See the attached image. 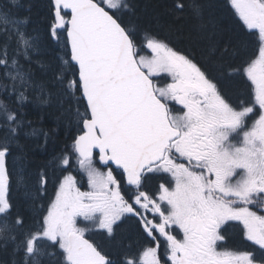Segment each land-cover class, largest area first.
I'll list each match as a JSON object with an SVG mask.
<instances>
[{"label": "snow or ice", "instance_id": "obj_1", "mask_svg": "<svg viewBox=\"0 0 264 264\" xmlns=\"http://www.w3.org/2000/svg\"><path fill=\"white\" fill-rule=\"evenodd\" d=\"M231 3L260 40L258 55L243 68L252 85L248 106L244 101L234 105L196 63L151 34L144 36L151 56L137 58L134 30L115 15L129 9L127 0H55L52 34L67 28L71 60L79 67V81H70L69 87L79 88L87 101V112L82 116L77 111L84 132L74 148L92 190L83 192L72 175L64 177L43 224L26 232L17 245L25 251V264H42L43 256L56 254L38 246L43 240L52 248L59 245L64 264H113L84 238L87 229L77 227V217L111 234L116 221L128 214L140 218L149 236L157 231L166 238L172 264H264V215L249 207L264 199V0ZM61 6L71 10L70 20L61 15ZM0 20L15 27V52L9 53L7 43L0 49V67L6 69L4 75L13 81L15 91L17 82L20 88L28 84L17 56L21 47L27 55L34 42L21 30L24 22L10 20L8 11L0 12ZM160 73H167L172 82L154 85L152 77ZM18 99H25L22 91ZM168 101L182 105V113L173 115ZM257 106L259 115L249 127L247 120L256 115ZM0 121L6 127L0 143V216L4 217L0 234L7 235L13 227L7 220L11 204L5 162L20 119L3 105ZM94 148L105 166L112 163L122 169L127 185L135 188L129 198L122 194V181L111 168L104 173L95 167ZM181 159L187 163H178ZM62 163L68 165L70 157ZM161 171L171 174L175 185L170 189L161 184L154 199L141 188L148 174ZM238 203L245 206L237 207ZM149 212L160 222L148 219ZM230 220L242 224L245 238L258 246L259 259L256 251L217 250L218 241L224 239L221 225ZM15 224L23 226V221L17 218ZM171 225L183 231V240L169 233ZM156 252V248L144 252L145 264H160Z\"/></svg>", "mask_w": 264, "mask_h": 264}, {"label": "trees", "instance_id": "obj_2", "mask_svg": "<svg viewBox=\"0 0 264 264\" xmlns=\"http://www.w3.org/2000/svg\"><path fill=\"white\" fill-rule=\"evenodd\" d=\"M127 2L129 9L115 14L127 28L134 30V38L140 45L146 43L145 34H151L195 60L221 85L227 96L236 98L248 93L243 76L236 70L253 52V36L246 33L224 0ZM181 3L183 8L177 9L176 5ZM8 5L13 6L9 9ZM3 11H8L10 20L24 22L20 25L21 30L34 42L27 55L21 47L17 56L20 70L27 75L25 88H20L17 82L14 91L13 81L5 77L6 69L0 67V106L6 105L14 110L20 119V125L9 143L8 167L10 171L17 170L11 175V182H21V185L22 182L30 183L33 186L31 193L37 199L36 182H42L43 178L46 187H49V182H57L59 176L73 171V160L66 168L61 165L58 168L53 163L66 153L70 157L74 154V140L81 132L83 119L77 116V111L83 116L85 106L79 88L69 87L70 81H77L75 68L69 62L64 33L57 32L55 37L52 34L53 8L50 0H0V12ZM5 43L9 53H14L17 47L15 27L11 23L5 26L0 20V49ZM21 91L25 99L19 103ZM5 133L6 127L0 121V143L4 141ZM74 174L79 177L77 172ZM25 192L20 189L10 198V217H20L22 228L34 227L41 215V200L28 197L30 200L26 202L22 198ZM131 223L120 227L114 246L107 247L117 256V264H121L123 253L129 252L130 247L143 238L137 225ZM127 231L133 232L132 239L122 237ZM90 238L98 243L95 238ZM116 241H120L121 245H117ZM13 248L10 241L8 245L0 243V264L20 263V252L15 253Z\"/></svg>", "mask_w": 264, "mask_h": 264}, {"label": "flooded vegetation", "instance_id": "obj_3", "mask_svg": "<svg viewBox=\"0 0 264 264\" xmlns=\"http://www.w3.org/2000/svg\"><path fill=\"white\" fill-rule=\"evenodd\" d=\"M180 161L181 163H185V164L187 163V161L184 159H181ZM112 170L115 172V176L122 181V194H124L126 198H129L132 194L135 193V188L127 185V182H125L124 178L120 175L121 173L119 171H116L114 169ZM168 178H169L168 173H164L162 171L148 174L146 178L144 179L143 187L141 188V191H146L154 199H158L161 184H165V186L169 187L170 189L174 187L175 185V182H168ZM261 201L262 202L257 203L256 206L249 205V207L251 208L252 211L258 210L257 212L258 214L264 215V199H262ZM236 206L244 207L245 205H243L242 203H238ZM167 207L168 206L165 203L164 208L167 209ZM141 214L142 215L144 214L143 211H141ZM147 216H148V219L153 220L154 223H158L157 221H155V218L159 219L158 216L154 217L151 212L147 213ZM130 219H132V222H134V224L137 225L140 233L143 236V238H140L138 243L141 242L142 239H144L145 241H148L151 245H154V244L159 245L160 242L165 245L164 240L159 239L157 231L153 232V235L156 237V240H153L147 234V232L144 230V227L139 217L131 215ZM121 223H124V225L126 224V222H123L121 220H118L116 222V224H121ZM176 228L179 229L178 226H176ZM225 236H226V239L229 241V245L231 247L230 249L234 248L232 250H235V248H238L239 245L243 244L242 234L239 230L235 229L234 225L230 224L226 227ZM134 246H136V244H134L133 247ZM160 247H162V245L158 246L157 248L160 249Z\"/></svg>", "mask_w": 264, "mask_h": 264}, {"label": "rangeland", "instance_id": "obj_4", "mask_svg": "<svg viewBox=\"0 0 264 264\" xmlns=\"http://www.w3.org/2000/svg\"><path fill=\"white\" fill-rule=\"evenodd\" d=\"M143 51H145L146 52V54L148 55V56H151V51L149 50V49H147L146 47H145V45H144V48H143ZM245 53H247V51L245 52ZM244 53V54H245ZM244 56V55H243ZM245 56H247V55H245ZM244 56V57H245ZM160 74H163L164 76H167V77H169V75L167 74V73H160ZM220 77V76H219ZM18 184H19V186L21 185V182H18ZM21 187L23 188V190L24 191H26L25 192V194H23V196H22V198L26 201V202H28L29 200H30V198L32 199V200H35V198H36V195L34 194V193H31L32 192V188H33V186L29 183V184H24L23 182H22V185H21ZM31 193V194H30ZM28 197H30V198H28ZM34 216H36V215H34ZM1 221V220H0ZM77 221H78V223H77V227H79V228H81V225H80V223L82 224V227H83V223H85L84 221H83V218L82 217H77ZM89 225H92V223H88ZM94 225V227H96V228H98L95 224H93ZM133 232H131V231H127L126 232V234L124 235V236H122L123 238H125V239H132L133 238ZM2 236H4V237H6V238H8V239H6V240H9V239H11V237H10V235H5V234H0V237H2ZM116 243H117V245H121V242L120 241H116ZM130 246H131V244H130ZM117 247V246H116ZM126 248H128L127 246H125ZM13 251H14V248H13ZM15 251H16V249H15ZM127 251V250H126ZM26 259V256H25V258H24V260ZM142 261L143 262H141L140 264H145V258H144V255H143V258H142Z\"/></svg>", "mask_w": 264, "mask_h": 264}, {"label": "water", "instance_id": "obj_5", "mask_svg": "<svg viewBox=\"0 0 264 264\" xmlns=\"http://www.w3.org/2000/svg\"><path fill=\"white\" fill-rule=\"evenodd\" d=\"M53 1V5H54V15H55V13H56V6H55V0H52ZM61 8L63 9V10H65V11H70L71 12V10L70 9H64L62 6H61ZM72 15V14H71ZM55 19H56V15H55ZM71 19V18H70ZM69 19V20H70ZM66 36H67V38H68V35H67V30H66ZM68 44H69V47H70V57H71V46H70V43H69V40H68ZM72 61V60H71ZM74 64H76L75 63V61H72ZM78 66V65H77ZM78 69H79V67H78ZM78 77H79V74H78ZM84 100H85V102H86V105H87V101H86V99L84 98ZM90 114V113H89Z\"/></svg>", "mask_w": 264, "mask_h": 264}, {"label": "bare ground", "instance_id": "obj_6", "mask_svg": "<svg viewBox=\"0 0 264 264\" xmlns=\"http://www.w3.org/2000/svg\"><path fill=\"white\" fill-rule=\"evenodd\" d=\"M10 30H11V29H10ZM56 90H57V89H56ZM31 96H32V95H31ZM67 98H68V97H67ZM68 99H69V98H68ZM23 101H24V100H23ZM23 101H19V103H22ZM29 130H30V129H29ZM59 159H60V158H57V160H59ZM17 160H18V158H17ZM57 160H56V161H57ZM18 164H19V163H18ZM15 166H17V165H15ZM14 170H15V168H14ZM54 174H55V175H58L59 172H58V173H55V172H54ZM36 184H37V182H36ZM37 187H38V186H37ZM38 192H39V188H38ZM15 253H16V252H15Z\"/></svg>", "mask_w": 264, "mask_h": 264}]
</instances>
